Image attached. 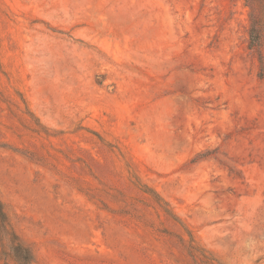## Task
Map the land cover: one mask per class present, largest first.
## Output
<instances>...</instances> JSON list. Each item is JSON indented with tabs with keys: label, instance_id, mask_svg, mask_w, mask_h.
Wrapping results in <instances>:
<instances>
[{
	"label": "rangeland",
	"instance_id": "374dc122",
	"mask_svg": "<svg viewBox=\"0 0 264 264\" xmlns=\"http://www.w3.org/2000/svg\"><path fill=\"white\" fill-rule=\"evenodd\" d=\"M0 200V264H264V0H0Z\"/></svg>",
	"mask_w": 264,
	"mask_h": 264
},
{
	"label": "trees",
	"instance_id": "16d2710c",
	"mask_svg": "<svg viewBox=\"0 0 264 264\" xmlns=\"http://www.w3.org/2000/svg\"><path fill=\"white\" fill-rule=\"evenodd\" d=\"M249 34L250 45L258 47L259 42L258 37H256L257 35L254 33V27L250 28ZM151 192L158 197V195L154 191ZM6 220L7 216L3 208V203L0 200V230H2L3 232H6L5 230H7L5 227ZM10 249L18 264H31L33 262V253L28 246L22 243H13Z\"/></svg>",
	"mask_w": 264,
	"mask_h": 264
}]
</instances>
